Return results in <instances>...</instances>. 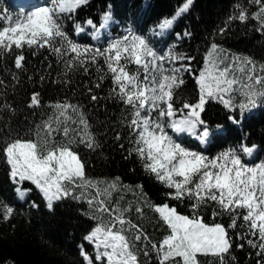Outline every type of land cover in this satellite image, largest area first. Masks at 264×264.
<instances>
[{"label":"snow or ice","instance_id":"1","mask_svg":"<svg viewBox=\"0 0 264 264\" xmlns=\"http://www.w3.org/2000/svg\"><path fill=\"white\" fill-rule=\"evenodd\" d=\"M88 2L51 0L48 5L15 17L0 15L3 24L0 27V57L15 53L14 66L22 70L26 49L32 50L33 55L40 49H47L63 62L65 76L80 69L87 73L89 65H98L103 60L107 72L99 76L95 87H101L100 82L110 76L113 87L109 95L131 109V118L126 123L132 144L129 156H137L145 172L170 189L166 193L170 199L191 202V215L181 214L167 203L149 205L169 229V234L158 245H151L158 264H199L200 255L218 257L223 264L224 256L233 247L228 229L236 228L240 219L247 225L248 232L259 238V243L252 239L247 243L258 248L257 255L264 257V161L249 165L244 163L241 155L251 156L256 146L242 144L239 150L229 148L209 157L185 147L169 134V130L177 135L187 132L202 144L206 143L210 133L201 113L209 100H218L231 112L239 111L241 115L255 108L258 101L264 99V64L259 65L258 73L257 64L251 57H229L218 44L211 43L204 67L195 77L199 93L197 102L185 101L177 109L174 107L175 92L185 83L183 74L191 72L190 62L194 58L176 53L173 48L160 54L145 36L131 28L125 35L111 39L105 47L76 43L64 30L62 19L70 18ZM193 3L194 0H184L176 13L163 18L153 31L158 29V34H163L171 29ZM249 3L257 5V11L249 15L246 8L237 4L238 15H232L228 20L242 23L256 20L259 24L256 30L264 33V0H249ZM110 19L111 14L105 12L99 26L92 19L85 23L93 28V37L97 38ZM75 29L77 33L84 31L80 24ZM219 31L223 34L225 28ZM64 83L70 81L66 79ZM88 93L92 101L99 99L92 94V88H88ZM237 95L241 97L238 102ZM40 106V94L33 92L28 107ZM3 107L15 111L11 105ZM49 108L51 112L47 118L29 129L31 138L9 134L2 142L10 178L17 185L30 181L49 210L55 202L66 198L86 201L91 218L97 221L84 237L94 245L95 257L80 246L81 256L87 264H140L136 245L142 240L148 241L149 237L139 224L128 218L132 205L121 207L123 197L115 203L111 199L114 192L129 186L121 185L119 177L113 181H100L86 176L85 163L74 145L82 144L95 150L99 144L81 105L63 100L49 104ZM177 112L184 113L182 118H176ZM229 119L239 123L235 116ZM120 138L117 133L116 139ZM102 184L105 185L103 188ZM137 187L142 191V186ZM89 189L95 190L90 196L86 195ZM30 191L21 187L16 189L20 198ZM209 204L216 206L213 217L224 213L230 215L231 223L227 228L220 223L204 222L199 213ZM14 211L13 207L0 203L3 221L11 219ZM135 212L141 217L144 215L141 206H137ZM237 247L242 248L243 244ZM143 255L147 257L149 252L143 250ZM257 264H264V260Z\"/></svg>","mask_w":264,"mask_h":264},{"label":"trees","instance_id":"2","mask_svg":"<svg viewBox=\"0 0 264 264\" xmlns=\"http://www.w3.org/2000/svg\"><path fill=\"white\" fill-rule=\"evenodd\" d=\"M183 3L184 0H89L70 18H63L62 23L68 36L76 43L102 47L96 46L84 35L76 36L73 24L83 23L87 19L99 24L111 5L114 15L121 22L130 23L140 33H146L155 29L163 18H169ZM237 4L246 8L249 15L258 8L250 4L249 0H194L189 11L179 17L169 32L167 41H175L176 53L194 58L190 62L191 72L183 74L185 83L175 92V108H181L185 101L197 102L199 93L195 77L203 68L213 42L228 49L230 55L251 57L259 73V65L264 64V33L256 30L259 24L253 19L243 23L238 20L229 22L230 16L238 15ZM0 10H3L0 15L11 16L14 12L8 0H0ZM221 28H225L223 34L219 31ZM185 32L190 35L176 40V33L184 35ZM14 55L0 57V80L3 81L0 85V203L15 209L11 219H0V264H86L80 246L83 245L89 251L84 237L97 224L91 218L89 205L85 200L66 198L55 202L53 209L49 210L42 195L30 181L23 182V185L32 188V193L26 202L19 201L15 184L10 179V166L2 152V142L9 134L12 137L19 134L31 138L29 129L47 118L51 112L49 104L63 100L82 106L99 144L95 150L82 144L74 145V150L85 163L86 176L100 181H113L119 177L121 185L129 186L114 192L112 202L123 197L120 200L121 207L131 204L132 211L127 214L128 218L134 224H139L149 237L148 241L137 242L135 250L139 252L140 264H158L151 245H158L169 234V229L149 205L167 203L175 206L179 213L191 215V202L170 199L166 195L170 189L145 172L137 156H129L132 144L126 123L131 118V109L109 95L113 87L110 76H105L100 82L101 87H95L99 76L107 72L103 60L98 65H89L87 73L80 69L65 76L63 62L47 49H40L35 55L32 50L26 49L22 70L15 68ZM41 77L44 79L41 80ZM66 79L70 83L65 84ZM88 88H92V94L99 97L97 101L91 100ZM33 92L40 94V107H28ZM258 102L264 103V99ZM6 104L15 111L3 107ZM239 113L231 112L218 100H209L205 104L202 119L211 127L220 124L226 128L225 134L213 136L210 147L205 151L207 156L214 157L229 148L239 150L246 143L249 146L259 145V158L264 159V110L245 119L243 130L229 121L231 115L238 119ZM117 133L121 137L119 140L116 139ZM138 185L142 186V191ZM104 186L102 184L101 188ZM94 191L89 189L86 195L90 196ZM137 206L143 207L142 217L135 212ZM215 207L214 204L204 206L199 215L207 224L220 223L227 228L231 223L230 215L224 213L213 217ZM228 233L233 247L224 256L223 264H257L264 260V257L257 255L259 249L247 243L248 239L259 243V238L248 232L242 219L237 221L236 228L228 229ZM240 244H243L242 248L237 247ZM142 249L149 252L147 257L143 255ZM198 260L199 264H221L218 257L211 255H200Z\"/></svg>","mask_w":264,"mask_h":264},{"label":"rangeland","instance_id":"3","mask_svg":"<svg viewBox=\"0 0 264 264\" xmlns=\"http://www.w3.org/2000/svg\"><path fill=\"white\" fill-rule=\"evenodd\" d=\"M45 3H35V4H33V5H30V7H27V8H22V7H20L19 5H15L16 6V8H18L19 10H17V11H15L14 13L12 12L11 13V16H13V17H15V16H17L18 14H23V13H27V12H30V11H32V10H34L36 7H40V6H44V5H48L50 2H51V0H46V1H44ZM20 7V8H19ZM180 7V6H179ZM178 7V8H179ZM22 8V9H21ZM177 8V9H178ZM177 9L175 10V12L170 16V17H172L175 13H176V11H177ZM169 17V18H170ZM178 20H179V18L175 21V23H174V25H173V27L176 25V23L178 22ZM77 25V24H76ZM75 25V26H76ZM81 25V24H80ZM82 26V25H81ZM112 26H113V23H112V21L110 20L108 23H107V25H106V30L105 31H100V33H99V35H98V37L97 38H94L93 37V31H91V36L93 37V42H97V44H102V47H105V46H107V44H108V42L111 40V39H113V38H117V37H121V36H123V35H125L126 34V30L128 29V28H131L135 33H137V34H139V35H143V36H145L147 39H148V41H149V43L160 53V54H164L165 52H167L168 50H169V48H172V44L171 43H169L167 40H165V37H166V35H165V33H163V34H158V29L154 32L153 31V29L152 30H149L148 32H146V33H144V34H141V33H139V32H137L136 30H134L133 29V27H131V25L130 24H116V30H113L112 29ZM83 28H84V31L83 32H85L86 30H85V27L84 26H82ZM172 27V28H173ZM171 28V29H172ZM91 29H93L92 27H91ZM170 30V29H169ZM169 30H166L165 32H167V31H169ZM83 32H80V33H83ZM80 33H78V34H80ZM177 37H178V35H176ZM179 37H181L180 35H179ZM92 39V38H91ZM221 47V46H220ZM223 50H225V53L229 56V57H231V56H233V55H230V51L228 50V49H226V48H223V47H221ZM209 52V51H208ZM208 54V53H207ZM207 56V55H206ZM245 57V56H244ZM177 64H179V63H177ZM169 66H171V65H169ZM204 67V66H203ZM241 99V97L239 96V95H237V97H236V100H237V102L239 101ZM184 115V113H180V116H178V117H176L177 119H179V118H182V116ZM202 130V129H201ZM169 134H171V135H173V137H174V139H177L178 140V142L179 143H181V144H183L185 147H187L188 146V144H186V141H185V139H188L190 136L192 137V138H196L195 136H192L191 134H189V133H187V132H185V133H180V134H173L170 130H169ZM197 139V138H196ZM188 148V147H187ZM194 151H197V150H194ZM199 152V151H198ZM242 155V154H241ZM248 157L249 156H247V159L245 160V159H243V156H242V159H243V161H244V163H246V164H249V165H255V164H257V163H260L261 161H255V159L253 158V161H249L248 160ZM18 187H21V185H17ZM22 188V187H21ZM88 245H89V251H87L88 252V254L90 255V256H92L93 258L95 257V250H94V245L93 244H90L89 242H88ZM97 264H100V262H96Z\"/></svg>","mask_w":264,"mask_h":264}]
</instances>
